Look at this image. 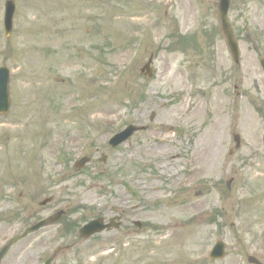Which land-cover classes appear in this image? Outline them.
Instances as JSON below:
<instances>
[{"label":"rangeland","instance_id":"1","mask_svg":"<svg viewBox=\"0 0 264 264\" xmlns=\"http://www.w3.org/2000/svg\"><path fill=\"white\" fill-rule=\"evenodd\" d=\"M5 1L0 247L58 210L82 226L116 207L121 227L78 241L65 260L246 264L254 256L264 264V8L230 0L235 66L218 0H11L8 38ZM149 59L145 79L139 70ZM128 124L148 129L110 149L107 139ZM62 226L29 234L1 264H40L68 240ZM217 240L225 257L209 261Z\"/></svg>","mask_w":264,"mask_h":264},{"label":"water","instance_id":"2","mask_svg":"<svg viewBox=\"0 0 264 264\" xmlns=\"http://www.w3.org/2000/svg\"><path fill=\"white\" fill-rule=\"evenodd\" d=\"M229 6V0H219L218 5V17L221 24V30L222 33L227 41L229 50L231 52L232 58L235 62H237L238 57V51L237 46L235 42L233 41L231 31L226 23V12ZM13 13V6L11 3L6 4V11H5V18H4V26L6 33L10 30V21L11 16ZM150 60L145 65L144 69L142 71H145L144 76L149 78L151 77V69L149 68ZM262 69L264 71V64H262ZM9 108V98H8V72L5 68H0V114H6ZM134 128H128L127 131L122 133L120 136H118L114 143L112 145H116L120 143L121 141L125 140L130 134L135 131ZM235 142L238 146V138L235 137ZM85 160L81 161L80 165H83ZM56 219L55 217L51 218L49 221H42L32 227L31 229L27 230V232H33L38 230L41 226L46 225L47 223L54 222ZM109 227H107L108 229ZM105 229L104 226L101 225L99 220L92 221L88 223L87 225L83 226L80 230L81 237L87 238L95 233H99ZM222 244L219 243L215 246L213 250V258H221L223 256L222 252ZM7 250V247L0 253V258ZM253 263H256L254 260H252Z\"/></svg>","mask_w":264,"mask_h":264},{"label":"flooded vegetation","instance_id":"3","mask_svg":"<svg viewBox=\"0 0 264 264\" xmlns=\"http://www.w3.org/2000/svg\"><path fill=\"white\" fill-rule=\"evenodd\" d=\"M239 1H243V2L247 1L249 3L251 0H238V3L240 4ZM253 1H254V3H253ZM256 1H257L258 4L261 5V7L264 8V0H252V3H249V4L250 5H252V4L255 5ZM254 10H255V12L257 11L256 7L254 8ZM113 209L115 211H117V209H115V208H113ZM119 220L120 221L122 220V216L121 215L119 216ZM65 222H66V220L63 219V223H65ZM69 223H70V226H66V227L64 225L62 226V229H63L62 233H63V235H66V237L70 241V243H68V240H67L66 243L64 245H62V248H59V251H58L57 255L55 256V258L58 257L59 259H61V263L60 264H62V263L63 264H71V262L73 261V258H72V260H68V261L65 260V259L71 257L70 250H72V249H73L72 255H74L76 247H77V244H78V241H80L79 237H78V233H77L78 224L73 222V221H70ZM63 253H65V255L68 256V257H64V255H62ZM52 264H57V263H52Z\"/></svg>","mask_w":264,"mask_h":264}]
</instances>
